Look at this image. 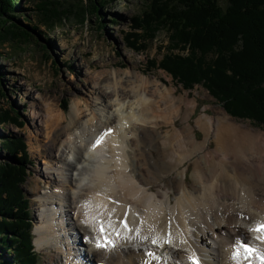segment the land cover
<instances>
[{"label": "bare ground", "instance_id": "bare-ground-1", "mask_svg": "<svg viewBox=\"0 0 264 264\" xmlns=\"http://www.w3.org/2000/svg\"><path fill=\"white\" fill-rule=\"evenodd\" d=\"M83 73L85 97L66 112L32 94L30 116L43 137L34 151L44 158L33 234L45 264H142L146 247L159 264H190L193 250L200 264H229L236 238L251 239L249 229L264 221V131L223 110L203 112L200 140L187 92L176 95L136 67ZM100 224L115 247L95 246ZM144 236L170 242L156 247Z\"/></svg>", "mask_w": 264, "mask_h": 264}, {"label": "trees", "instance_id": "trees-1", "mask_svg": "<svg viewBox=\"0 0 264 264\" xmlns=\"http://www.w3.org/2000/svg\"><path fill=\"white\" fill-rule=\"evenodd\" d=\"M108 1L77 0V5L65 6L43 0L37 21L25 14L24 21L31 24L27 30L9 20L20 9L17 0H0V44L32 43V32L39 27L53 30L74 14L82 22ZM134 29L126 41L137 50L145 49L158 32L168 34L167 52L149 66L164 69L184 88L202 84L230 115L264 124V0H150ZM0 122L22 125L2 107ZM0 144L12 155L0 163V264H39L30 203L19 186L29 153L21 139L6 138Z\"/></svg>", "mask_w": 264, "mask_h": 264}, {"label": "rangeland", "instance_id": "rangeland-1", "mask_svg": "<svg viewBox=\"0 0 264 264\" xmlns=\"http://www.w3.org/2000/svg\"><path fill=\"white\" fill-rule=\"evenodd\" d=\"M42 1L17 0L20 9L12 13L15 18L9 20L30 30L31 24L24 21L25 14L29 15L33 21H37L40 18L37 7ZM53 1L56 5L60 2L65 6L69 3L78 4L77 0ZM149 2L150 0H110L103 3L101 7L95 8L96 11L92 10L86 14L82 22L74 14L70 15L62 26L55 27L53 30L39 27V30L32 32L35 38L32 43L17 44L7 41L0 44V107L9 108L15 121H20L22 124L0 122V143L6 138L21 139L25 142L30 161L26 164L25 180L20 182L19 186L30 203L34 218L33 229L38 220V207L32 201V197L37 192L38 186L44 182L37 173L41 160L44 158L34 151L36 145L41 146L43 137L37 133L36 123L30 116L33 104L32 94H40L49 108L51 103L57 102L58 108L66 112L69 103L76 99L77 95L85 97L87 80L83 72L86 70L92 74L112 66L120 70L136 67L148 76L155 75L168 85L175 87L176 95L187 92L188 98L196 99V107L189 121L194 126L197 139L203 138V132L195 125V120L203 112L216 116L223 110L240 123L245 122L252 128L264 131L263 123L230 115L222 103L217 101L202 84H195L191 89L184 88L164 69L149 66L151 59L159 61L167 52L169 40L165 31L158 32L153 40L147 41L143 50H137L127 43V33L136 32L134 29L136 20ZM172 53L177 52L174 50ZM50 113L51 110H45V115L48 117ZM174 120L178 127L183 124L180 117ZM169 128L170 126L164 124L161 132L167 133ZM211 146H214L212 140L210 148ZM11 156L0 144V163L12 160ZM191 162V160L187 162L188 179ZM83 248L85 250L86 247L83 246ZM35 251L39 264H45V255L36 247ZM86 259L90 260V257ZM56 263L59 264V261L54 264Z\"/></svg>", "mask_w": 264, "mask_h": 264}, {"label": "snow or ice", "instance_id": "snow-or-ice-1", "mask_svg": "<svg viewBox=\"0 0 264 264\" xmlns=\"http://www.w3.org/2000/svg\"><path fill=\"white\" fill-rule=\"evenodd\" d=\"M101 143V140H97L96 144ZM96 145H93L95 147ZM127 228V224H124ZM97 240L95 246L97 248H111L115 247V243L110 240V233L105 232V225L100 224L97 227ZM250 232L254 233L251 239L238 236L231 246V255L229 257V264H264V221H258L252 228L249 229ZM103 238L104 242H101ZM143 241H151V244L156 247H160L161 243H169V239H164L159 236H144ZM260 243L257 244L256 242ZM146 259L142 264H159L162 259L161 255H158L152 248H147L145 250ZM171 257V253L168 254ZM190 264H200L196 256V251L193 250L191 255L188 257ZM167 264V260H165ZM176 264H181L177 261Z\"/></svg>", "mask_w": 264, "mask_h": 264}]
</instances>
